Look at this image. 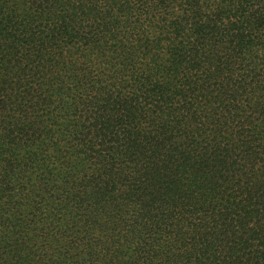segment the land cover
<instances>
[{
    "label": "trees",
    "instance_id": "1",
    "mask_svg": "<svg viewBox=\"0 0 264 264\" xmlns=\"http://www.w3.org/2000/svg\"><path fill=\"white\" fill-rule=\"evenodd\" d=\"M0 264H264V0H0Z\"/></svg>",
    "mask_w": 264,
    "mask_h": 264
}]
</instances>
